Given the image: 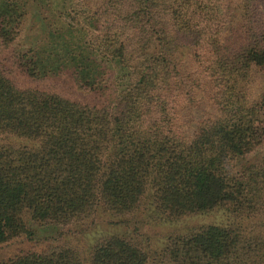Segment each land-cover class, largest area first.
I'll return each instance as SVG.
<instances>
[{"label": "trees", "instance_id": "1", "mask_svg": "<svg viewBox=\"0 0 264 264\" xmlns=\"http://www.w3.org/2000/svg\"><path fill=\"white\" fill-rule=\"evenodd\" d=\"M67 2L58 23L53 0H0V244L100 214L136 235L143 210L233 221L153 254L114 233L0 264H264V0ZM65 75L89 98L27 84Z\"/></svg>", "mask_w": 264, "mask_h": 264}, {"label": "rangeland", "instance_id": "2", "mask_svg": "<svg viewBox=\"0 0 264 264\" xmlns=\"http://www.w3.org/2000/svg\"><path fill=\"white\" fill-rule=\"evenodd\" d=\"M53 1L54 4L51 14H54L56 18L59 19L58 23H63L66 19L65 15L69 2H67V0ZM45 30L46 26L44 20L38 15V13H35L27 22L24 36L20 41V47L21 45L26 47L28 45H33ZM8 64L9 63L6 65ZM12 66L11 63V67ZM27 84H32L35 88L61 91L76 100L83 101L89 98L86 92L74 83L70 75L51 80L48 79L42 82H27ZM145 212H147V210H143L139 215V217H142L143 223L141 224L140 231H138V235H136L134 231H131V229H128L121 224L114 223L116 221L115 217L103 214H100V216L94 220V225L87 228L84 226L72 227L62 235H59L58 232H56V229L50 230L47 228L36 227L34 233L30 237L22 235L18 238H12L1 243L0 260H6L18 254L30 251L45 250L50 245L56 243H67L88 252L92 244L99 237L114 233H127L128 235L136 237L143 243L149 253L153 254V252H158L156 249H159L165 244L167 233L184 232L191 228L206 224L225 225L233 221V218L229 213L222 208L169 223L161 222L159 219L156 220L153 216H148ZM82 228L85 229V231H82ZM152 260L153 262L151 264H162L160 261L158 262L155 259Z\"/></svg>", "mask_w": 264, "mask_h": 264}]
</instances>
